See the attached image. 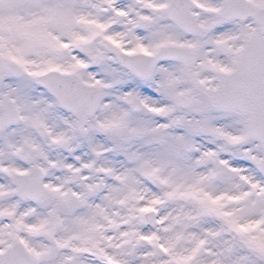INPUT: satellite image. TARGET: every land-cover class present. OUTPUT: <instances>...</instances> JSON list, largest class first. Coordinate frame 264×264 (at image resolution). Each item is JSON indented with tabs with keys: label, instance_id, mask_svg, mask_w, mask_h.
<instances>
[{
	"label": "snow or ice",
	"instance_id": "snow-or-ice-1",
	"mask_svg": "<svg viewBox=\"0 0 264 264\" xmlns=\"http://www.w3.org/2000/svg\"><path fill=\"white\" fill-rule=\"evenodd\" d=\"M0 264H264V0H0Z\"/></svg>",
	"mask_w": 264,
	"mask_h": 264
}]
</instances>
